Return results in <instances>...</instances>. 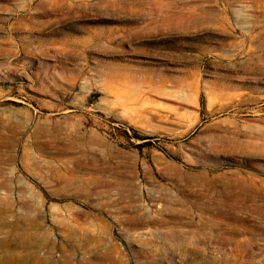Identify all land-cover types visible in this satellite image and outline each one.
I'll return each instance as SVG.
<instances>
[{"label":"rangeland","instance_id":"374dc122","mask_svg":"<svg viewBox=\"0 0 264 264\" xmlns=\"http://www.w3.org/2000/svg\"><path fill=\"white\" fill-rule=\"evenodd\" d=\"M0 264H264V0H0Z\"/></svg>","mask_w":264,"mask_h":264},{"label":"trees","instance_id":"16d2710c","mask_svg":"<svg viewBox=\"0 0 264 264\" xmlns=\"http://www.w3.org/2000/svg\"><path fill=\"white\" fill-rule=\"evenodd\" d=\"M143 140H148V137H144V138H142ZM148 142L149 141H145L143 144H148ZM140 147L142 146V145H139Z\"/></svg>","mask_w":264,"mask_h":264}]
</instances>
